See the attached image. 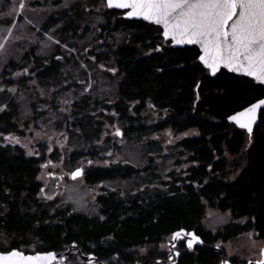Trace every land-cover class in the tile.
I'll return each instance as SVG.
<instances>
[{"label": "trees", "instance_id": "16d2710c", "mask_svg": "<svg viewBox=\"0 0 264 264\" xmlns=\"http://www.w3.org/2000/svg\"><path fill=\"white\" fill-rule=\"evenodd\" d=\"M104 5L105 0L79 2L68 11L51 14L43 27L46 31L47 27L61 23L58 34L66 37L87 19L92 23L97 17V40L106 43L116 33L123 37L115 50L110 51L111 65L104 68L109 78L120 79L116 102L99 103L92 108L86 99L75 102L68 118L60 121L62 127L69 124L87 141L99 139L102 122L113 116L130 122L126 135L129 130L143 129L195 131L193 136L177 144L179 155L185 159L179 163L180 170L170 172L165 181H160L148 199L125 198L119 193L100 196L104 222L81 214H62L55 211V203L43 202L40 198L43 184L39 173L46 157L45 144L41 147L38 144L41 151L28 156L18 145L5 139L24 137L33 121L28 119L18 127L14 122L17 110L2 94L0 237L8 244L0 245V252H54L65 257L71 248L63 264H87L73 255L76 250L83 256L96 257L102 264H153L166 260L168 251L163 249L166 239L183 230L193 232L204 245L188 249L185 241H178L177 264H219L221 255L214 250L219 242L244 233H252L264 241V109L251 134L228 119L264 99V87L228 70H220L212 77L198 62L200 51L196 46L172 48L171 42L162 38L158 26L126 19L125 10H107ZM57 51L49 58L38 57L34 51L24 53L20 63L10 60L2 67L1 78L6 80L11 72L31 66L27 76L17 77L18 82L12 79L5 83L21 86L31 78L53 80L59 76L58 70L63 64L72 62L59 47ZM92 54L84 57L86 64H93L91 59L94 63L102 61L103 56ZM147 112L162 117L148 127L145 125L148 117L144 116ZM106 143L109 148H117L110 141ZM91 154L99 155L96 151ZM117 168L108 166L89 171L86 183L92 185L124 176L125 172L120 173ZM208 207L230 213L233 220L245 221L239 225L232 223L215 233L204 231L201 223ZM219 249L227 259L222 248ZM230 261L239 263L233 257Z\"/></svg>", "mask_w": 264, "mask_h": 264}, {"label": "rangeland", "instance_id": "374dc122", "mask_svg": "<svg viewBox=\"0 0 264 264\" xmlns=\"http://www.w3.org/2000/svg\"><path fill=\"white\" fill-rule=\"evenodd\" d=\"M79 2L86 4L88 0H23V9L19 8L20 0H0V43L4 44V48L0 49V96L3 94L5 101H10L17 110L14 122L18 127L28 119L33 121L24 137H15L18 143L11 139L14 136H9L8 141L18 145L28 156L41 151L38 144L40 147L45 144L46 157L40 164L39 173V180L43 184L41 200L55 203L53 207L56 211L69 209L72 214L93 216L98 212L96 199L99 196L119 193L125 198L131 196L141 201L152 196L160 181H165L170 172L180 170L179 163L185 157L179 155L177 144L181 139L193 136L195 131L177 133L169 128L159 132L128 129L129 136L126 135V128L130 127V122L113 116L102 122L99 139L87 141L88 139L78 136L79 132L69 124L62 127L60 121L68 118L75 102L86 99L91 108L99 103L114 104L120 80L109 78L104 68L111 65L108 60L110 51L121 43L122 34H114L106 43L97 40V17L90 18L93 19L92 23L87 19L79 29L71 30L66 37L58 34L61 23L43 30L51 14L68 11ZM85 16L88 18L87 14ZM58 47L63 55L71 57L72 62L59 68L57 78L43 81L31 78L21 86H8L5 83L12 79L18 82V79H22L20 76H27L31 66L23 71L11 72L6 80L1 78L2 67L10 60L19 62L24 53L32 51L38 57L49 58L58 52ZM91 54L103 56L100 57L102 61L94 63L91 59L90 63L93 64H86L84 57ZM106 58L108 61H103ZM32 74L29 77H33ZM17 87L23 88L20 91L15 89ZM144 116L148 117L147 123L145 122L148 127L162 117L154 112H147ZM117 129L121 132L120 136L115 135ZM107 141L117 148L107 147ZM94 151L99 155H92ZM108 166L118 167L120 173H126L94 185L87 184L83 177L74 181L70 179V174L77 168L93 171ZM128 168L131 169L130 172L127 171ZM237 176L238 173L231 179L234 180ZM122 196L120 198L124 199ZM243 221L245 219L233 220L230 213L208 207L201 225L204 231L215 233L227 225H239ZM170 241L171 237L167 238L163 246L168 254ZM7 244L1 236L0 245ZM216 247L222 248L227 259L233 257L251 261L259 257L264 241L252 233H244L227 242H219Z\"/></svg>", "mask_w": 264, "mask_h": 264}, {"label": "snow or ice", "instance_id": "6c2138e0", "mask_svg": "<svg viewBox=\"0 0 264 264\" xmlns=\"http://www.w3.org/2000/svg\"><path fill=\"white\" fill-rule=\"evenodd\" d=\"M106 6L127 9L128 17H142L162 26L164 38H171L175 44L199 45V61L213 75L223 66L264 84V0H106ZM24 7L20 0L19 8ZM262 105L264 99L228 119L251 133L257 109ZM115 135H121L119 129ZM11 139L18 143L15 137ZM80 175V168L71 173L73 179ZM182 233L183 230L173 233L172 240L183 239ZM185 235L188 249L199 243L193 233ZM55 259L52 252L24 255L12 250L0 254V264H52Z\"/></svg>", "mask_w": 264, "mask_h": 264}, {"label": "water", "instance_id": "95a60500", "mask_svg": "<svg viewBox=\"0 0 264 264\" xmlns=\"http://www.w3.org/2000/svg\"><path fill=\"white\" fill-rule=\"evenodd\" d=\"M105 6H106V0H105ZM107 10H121V11H126L127 13V9H116V8H108L106 6ZM126 19H129V20H140V21H143L145 23H149V24H153V25H156L150 21H146L144 20L142 17H128L126 14L124 16ZM158 26V25H156ZM160 29H161V35H162V38L165 40V41H170L171 42V46L172 48H184V47H191V46H196L199 51H200V46L199 45H194V44H175L171 41V38H168V39H165L164 36H163V29H162V26H158ZM201 54V52H200ZM198 62L204 67L206 68L200 61H199V58H198ZM207 69V68H206ZM208 70V69H207ZM220 70H228L230 71L228 68H225L223 66L220 67V69L216 72V74L220 71ZM209 71V70H208ZM231 72H234L236 74H238L239 76H242V77H245V78H248L250 80H252L255 84L259 85V86H262L264 87V84L260 83L259 81L255 80L253 77H250V76H247L245 75L243 72H235V71H231ZM210 75L212 77H214L216 74H212L210 71H209ZM258 102V101H257ZM256 103V102H255ZM249 107V106H248ZM264 109V105L261 106L260 109H257V113H256V120L253 122V125H252V130L254 129V127L258 124V120H259V115H260V112ZM243 111V110H241ZM230 121V120H229ZM230 123H232L234 126H236L237 128L239 129H242L240 128L235 122L233 121H230ZM242 130H245L248 134H251L247 131V129H242ZM121 133V132H120ZM75 171V170H74ZM81 175H82V169H81ZM81 175L79 177H81ZM77 177V178H79ZM76 178V179H77ZM70 179L71 180H74L72 177H71V174H70ZM187 232L183 231L182 233V236L184 237L183 241H187L188 237L185 235ZM188 233H193V232H188ZM194 234V233H193ZM195 235V234H194ZM196 236V235H195ZM180 241V240H176V241H173L172 240V236H171V241L170 243L168 244V250H169V254L166 258L165 261H155L153 262V264H177V259H178V256L179 254L175 251V247L177 245V242ZM194 245H198V246H203L204 244L202 243V241L199 239V243H194ZM193 245V246H194ZM214 250L219 252L220 255H221V261L219 264H232L229 260H226L223 258L222 256V253H221V250L218 248V247H214ZM12 251V250H11ZM71 251V248L68 249V252L65 253V257H61L60 254H55L54 252H52L55 256H56V259L52 262V264H61L63 262H65V258L68 256L69 252ZM2 253H6V252H0V254ZM23 253V252H22ZM37 253H40V254H44V253H47V252H35V253H23L24 255H36ZM261 253H264V247L261 251ZM74 256H78L83 262L87 263V264H92V263H97V264H102L100 261L97 260L96 257H93L92 255H86V256H83L79 250H76L75 253H73ZM264 260V254H262V259L260 261ZM260 261H247L246 264H259Z\"/></svg>", "mask_w": 264, "mask_h": 264}, {"label": "flooded vegetation", "instance_id": "af4514ba", "mask_svg": "<svg viewBox=\"0 0 264 264\" xmlns=\"http://www.w3.org/2000/svg\"><path fill=\"white\" fill-rule=\"evenodd\" d=\"M81 169V168H80ZM94 171V170H93ZM125 172V171H124ZM126 173V172H125ZM89 174V171H83L82 170V175H81V177H79V178H84V180H85V182H86V177H87V175ZM121 177V176H120ZM79 178H77V179H79ZM75 180V179H74ZM73 180V181H74ZM98 183H100V182H98ZM98 183H95V184H98ZM92 185H94V184H92ZM110 194H112V196H113V194H115V193H110ZM114 198V197H113ZM112 197H111V199H113ZM100 199H101V197L99 196V197H97V199H96V201H97V206H98V212H97V214H95V215H93V216H88V215H85V214H81V213H79V214H81L83 217H85V218H87V219H92V220H94V221H96V220H98L99 222H104L105 220H106V218H105V215H103V209H102V206H101V204H100ZM56 211V210H55ZM59 212H61L62 214H64V213H67V215H69V214H72V212H70L69 211V209L67 210V209H65V210H61V211H59ZM73 215V214H72ZM75 251V250H74ZM73 253H75V252H73ZM84 256H86V255H84ZM78 257V256H77ZM258 259V260H257ZM257 259H254V260H251V261H260L261 259H262V253L260 252V254H259V257L257 258ZM227 260H229L230 261V258H228ZM231 262V261H230ZM246 262L247 261H242V260H239V263H233V262H231L232 264H246ZM92 264H97L96 262L95 263H92Z\"/></svg>", "mask_w": 264, "mask_h": 264}]
</instances>
